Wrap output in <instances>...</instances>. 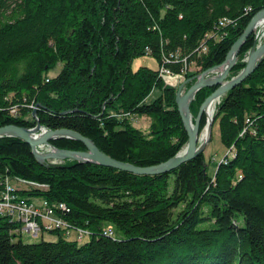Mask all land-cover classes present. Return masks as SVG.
I'll return each mask as SVG.
<instances>
[{"label": "trees", "instance_id": "trees-1", "mask_svg": "<svg viewBox=\"0 0 264 264\" xmlns=\"http://www.w3.org/2000/svg\"><path fill=\"white\" fill-rule=\"evenodd\" d=\"M263 7L264 0H0V126L31 127L36 117L46 128L80 132L113 158L162 162L187 141L176 89L162 85L158 69H132L133 59L151 55L158 68L194 77L224 59ZM223 17L230 23L220 25ZM58 62V73L45 77ZM215 87L196 91L193 111ZM127 115L149 116L148 133ZM215 121L233 155L213 175L202 153L169 172L134 174L70 159L41 164L22 139L0 137V177L47 184L34 193L64 202L63 217L90 231L80 243H28L0 217V264H264V55L221 96ZM205 122L202 115L199 131ZM50 142L85 149L67 137Z\"/></svg>", "mask_w": 264, "mask_h": 264}, {"label": "water", "instance_id": "water-1", "mask_svg": "<svg viewBox=\"0 0 264 264\" xmlns=\"http://www.w3.org/2000/svg\"><path fill=\"white\" fill-rule=\"evenodd\" d=\"M262 16H264V7L253 13L246 23L243 31L233 41L226 52L224 59L220 63L200 71L199 74L194 77L184 78L179 83L175 92V103L180 114L183 127L187 134V141L182 151L177 152L175 155L162 162L150 165H135L130 162L113 158L112 156L100 150L89 137L84 136L78 131L69 128L51 129L42 126L35 117V108L31 112L32 116L35 117L34 126L24 127L14 123L5 124L0 126V137L13 136L22 139L29 145L34 158L39 163L45 165L52 164V162H48L50 159H70L78 162H93L103 166L129 171L134 174H159L176 169L179 165H181V163L196 156L202 148L200 146L203 144L197 146V137L199 133L200 120L204 113L205 106L213 99L220 98L226 91L241 83L255 69L259 60L264 55V41L260 44L253 42L248 51L245 66L239 71L237 75L227 79V75L237 59V54L239 53L241 46L253 32V28L257 19ZM211 72V76H206L207 73ZM193 78H195L193 82L184 91H182L183 85L191 81ZM205 86L216 87L200 103L198 111L192 122L189 109L190 103L193 100L196 91ZM213 118V116L210 118V120L207 118L204 125V127H209V136L211 134L210 129ZM36 134H38L37 137H33ZM209 136L205 141L209 139ZM59 137H67L78 140L85 146V149L75 150L55 147L50 141ZM41 145H46L48 149L46 151H40L38 147ZM58 236L59 234L57 237Z\"/></svg>", "mask_w": 264, "mask_h": 264}, {"label": "built area", "instance_id": "built-area-1", "mask_svg": "<svg viewBox=\"0 0 264 264\" xmlns=\"http://www.w3.org/2000/svg\"><path fill=\"white\" fill-rule=\"evenodd\" d=\"M226 23H230L228 18L219 20L220 25ZM161 69L163 72L171 74L168 69L163 67ZM47 149L48 147L44 151ZM10 177L12 176L0 177V217L15 225L10 232L20 234L27 232L32 236H41L45 232H50L59 233V235L68 234V237H70L72 231H75L79 236L77 239H80L82 235L89 231L70 223L63 217L62 213L68 211V207L64 202L49 201L35 193V195L23 193L29 189L43 191L47 188V184L18 176L14 177L16 182H13ZM21 180L30 182L32 187H28L29 189L23 188ZM27 192L30 193L31 191ZM107 230L112 233L111 226L104 231Z\"/></svg>", "mask_w": 264, "mask_h": 264}, {"label": "rangeland", "instance_id": "rangeland-1", "mask_svg": "<svg viewBox=\"0 0 264 264\" xmlns=\"http://www.w3.org/2000/svg\"><path fill=\"white\" fill-rule=\"evenodd\" d=\"M255 30L251 33L252 35V43L255 42L257 44V40H256V34H255ZM250 36V35H249ZM264 41V37L261 39V42ZM260 42V43H261ZM250 49V48H249ZM249 49L246 51V53L243 55H240L238 57V54H237V59L235 61V63L237 62H245L246 61V58H247V54H248V51ZM234 63V65H235ZM246 63V62H245ZM61 63L58 62L56 63V65L49 69L46 73H45V77H52L54 76L55 74L58 73V71L60 70L61 68ZM141 65H145V66H148L150 68H153V69H158V74L161 78V81H162V85L164 86H171V87H174L175 89H177L179 83L184 79L186 78L184 73H181V74H173V73H166V72H163L162 71V67H159L158 68V65H157V61L154 57H152L151 55H143V56H140V57H137L135 59H133L132 63H131V68L132 69H136L138 66H141ZM234 65L232 66L231 70L233 69ZM245 66V65H244ZM243 66V67H244ZM239 68L237 70H235V73L234 72H230L228 73L227 75V79H229L230 77L232 76H235L239 73V71L243 68ZM164 68V67H163ZM167 69V68H166ZM194 66L193 65H189L188 66V70H194ZM170 72V71H169ZM212 75V72L211 73H207L206 76H211ZM188 83L190 82H187L183 85L182 87V91H184L187 87H188ZM205 87H208V86H205ZM203 88V87H202ZM158 88H154L152 89L150 95H148L146 97L147 100H151L152 97L156 96L158 94ZM224 95V94H223ZM221 98V97H220ZM220 98L217 99L214 107H213V114L212 116L214 117V111H215V108L217 106V103L220 101ZM202 100V99H201ZM204 100V99H203ZM200 101V100H199ZM192 102V101H191ZM199 104L198 103V108H199ZM191 105V103H190ZM37 108V106L35 107V109ZM198 108H196V111H193L192 110V107L190 106L189 109H190V115H191V121L193 122L194 120V117L198 111ZM204 117H205V121L206 119L208 118L206 114H204ZM129 116V122L131 123L132 126L142 130L143 132L145 133H148L149 131V124H150V121H151V118L149 116H145V115H127ZM33 118V117H32ZM214 119V118H213ZM247 121V120H245ZM205 125V124H204ZM34 126V125H32ZM204 128V126L202 127ZM202 130V129H201ZM201 130L199 131L198 133V137H197V146H200L202 147L200 152L199 153H202L203 156H204V160H205V163H206V168H207V172L210 174V175H213L214 172H215V168H216V165H218L221 161H224L225 160V157H232L233 153H232V149H228L226 148L222 143H221V140H220V136H219V129H218V125H217V122L215 121L214 123L212 122L211 123V134L209 136V139L207 141H200V137H201ZM254 131H252L253 133ZM186 145V144H185ZM184 145V147H185ZM183 147V148H184ZM39 149L41 150H45L47 148L46 145H41L38 147ZM182 148V149H183ZM182 149L180 151H182ZM179 152V151H178ZM198 153V154H199ZM66 160V159H65ZM65 160H56V159H50L48 160V162H52V163H62V162H65ZM69 161V160H68ZM10 176V175H9ZM16 176H12L10 178H12L13 182H16V179L14 178ZM9 178V179H10ZM21 185L23 188H26V189H29L28 187H32L31 186V183L28 182V181H25V180H21ZM30 185H29V184ZM27 191H31L30 193L34 194V191L35 190H25V192L23 193H26V194H29L31 195L30 193H28ZM35 195V194H34ZM204 211H207V208H204ZM239 220L241 219L242 220V217H239L238 218ZM211 222H206L204 224H202L203 226H207L209 225ZM101 226H102V230H101V234H102V231L108 229V227H110V224H103V222L101 223ZM105 228V229H104ZM112 228V227H111ZM104 229V230H103ZM88 230V229H87ZM109 231V230H107ZM113 231V230H112ZM90 231H87L86 234L82 235L80 239H77L79 236L76 234V232L72 231L70 237H68V234H63V235H59L57 237V235L59 234H55V233H50V232H45L43 233L41 236L38 235V236H32L30 234H28L27 232H22L21 233V239L23 242H28V243H32V242H38L40 241L41 239L43 240H56L57 238H62L64 240H67L69 242L71 241H75L77 243H80V242H83L85 240H87L90 235L89 233Z\"/></svg>", "mask_w": 264, "mask_h": 264}, {"label": "bare ground", "instance_id": "bare-ground-1", "mask_svg": "<svg viewBox=\"0 0 264 264\" xmlns=\"http://www.w3.org/2000/svg\"><path fill=\"white\" fill-rule=\"evenodd\" d=\"M223 18H226V17H223ZM222 19V18H221ZM220 19V20H221ZM255 30V38L257 40V44H260L261 42V39L264 37V16L260 17L257 19L255 25H254V28H253V31ZM206 77V76H205ZM217 101V98L216 99H213L211 102H209L206 106H205V109H204V114L207 115L208 119L210 120V118L212 117V114H213V107L215 105ZM201 137H200V141H204L205 139H207V137L209 136V127L205 126L204 128H202L201 130ZM38 134H36L35 136L33 137H37ZM233 151V150H232ZM102 234L103 235H108L110 236L112 233L111 232H108V231H102Z\"/></svg>", "mask_w": 264, "mask_h": 264}]
</instances>
